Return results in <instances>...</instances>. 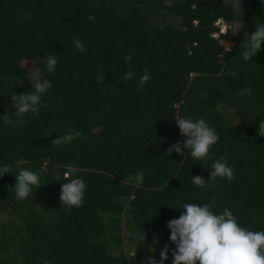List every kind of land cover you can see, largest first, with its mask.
Segmentation results:
<instances>
[{
    "label": "trees",
    "instance_id": "obj_1",
    "mask_svg": "<svg viewBox=\"0 0 264 264\" xmlns=\"http://www.w3.org/2000/svg\"><path fill=\"white\" fill-rule=\"evenodd\" d=\"M217 19L230 27L215 37ZM261 23L264 0H0V167L11 165L0 177V264H9L11 246L18 264L159 261L155 232L184 203H213L217 213L227 207L242 226L264 230V136L257 133L264 44L252 60L241 55ZM48 54L58 60L54 73L43 62ZM37 68L52 82L42 97L47 106L35 116L15 112L11 95L33 90L29 72ZM144 69L151 78L140 88ZM247 88L251 95L239 94ZM188 115L219 133L207 160L186 149L167 153L185 139L175 120ZM74 130L82 136L51 143ZM221 156L235 181L190 183L195 175L209 179ZM68 165L87 185L83 205L70 209L60 201ZM24 167L42 185L18 200L15 175ZM166 244L164 264H172L176 246Z\"/></svg>",
    "mask_w": 264,
    "mask_h": 264
},
{
    "label": "clouds",
    "instance_id": "obj_2",
    "mask_svg": "<svg viewBox=\"0 0 264 264\" xmlns=\"http://www.w3.org/2000/svg\"><path fill=\"white\" fill-rule=\"evenodd\" d=\"M235 2L241 6V0H235ZM87 19L94 21L95 16L89 14ZM226 25L223 22L216 26L220 29ZM226 28L224 29L226 30ZM225 30L217 31L218 36ZM247 36V44L241 53L245 61L252 60V57L261 50V46L264 44V23L257 25L255 31L251 34L247 33ZM71 39L79 51H86L82 41L75 36ZM227 51H231V47ZM124 59L129 62L132 57L125 55ZM43 62L49 73L55 72L58 64L55 56L48 54ZM35 71L39 73L40 69L37 68ZM143 72L144 74L138 82L140 88H143L151 78L147 69H144ZM133 76L134 72L129 70L122 77L126 83ZM98 79L103 83L105 76H100ZM31 87L33 90L30 92L11 95L14 102L12 107L15 112L20 114L31 112L35 116L39 114L41 107L47 106L42 97L52 87L51 80L41 79L37 75ZM251 92L252 89L247 88L242 89L239 94L251 95ZM175 122L181 136L185 139L172 144L167 149L168 155L170 156L175 151L183 156L186 149L190 152L192 159L197 162L209 159L213 145L219 141V133L215 128L211 127L205 118H195L192 115L179 118ZM257 133L264 136V120H260ZM81 136L82 133L79 130H74L63 136L59 135L51 143L56 146L69 144ZM76 171L77 168L74 165L67 166L64 177L68 182L63 183L60 190L61 205L69 209L83 205L87 187L82 178L75 176ZM234 172L235 170L229 166L226 156H221L213 161L209 179L195 175L191 177L190 183L199 188H205L208 181L215 180L217 177L226 178L232 182L236 179ZM5 173H11V165L0 167V177ZM15 177L14 189L18 200L26 199L32 194L34 187L38 189L42 185L40 174L28 167L21 168ZM134 180L137 184L143 183L144 173L137 172ZM181 207L184 211L179 217L172 218L167 222V227L170 229L169 240L176 246L171 252L172 264H264V230H251L247 226H242L238 217L227 207L219 213L213 211V203H184ZM168 256L169 245L165 244L160 251L159 261L155 260L153 256H147L143 264H164ZM45 264H50V262L45 261Z\"/></svg>",
    "mask_w": 264,
    "mask_h": 264
},
{
    "label": "rangeland",
    "instance_id": "obj_3",
    "mask_svg": "<svg viewBox=\"0 0 264 264\" xmlns=\"http://www.w3.org/2000/svg\"><path fill=\"white\" fill-rule=\"evenodd\" d=\"M37 75L39 74L35 71L29 72V77L33 82ZM40 78L42 79L41 76ZM6 120H8V118ZM5 221H6V214L0 212V224H2ZM169 236H170V229L167 227V225H164L162 231L155 232V238L153 241L152 250L161 251L163 246L166 244V242L170 241ZM8 253H9V264H18L19 260L18 257L14 255V247L11 246L10 250H8Z\"/></svg>",
    "mask_w": 264,
    "mask_h": 264
},
{
    "label": "built area",
    "instance_id": "obj_4",
    "mask_svg": "<svg viewBox=\"0 0 264 264\" xmlns=\"http://www.w3.org/2000/svg\"><path fill=\"white\" fill-rule=\"evenodd\" d=\"M220 23H223V21H222L221 19H218V20L215 22V25H219ZM226 27H230V25H226V26H224V28H226ZM224 28H223V27H220L219 31H220V32H223V31L225 30ZM213 36L217 37V36H218V33L215 32V33L213 34Z\"/></svg>",
    "mask_w": 264,
    "mask_h": 264
}]
</instances>
